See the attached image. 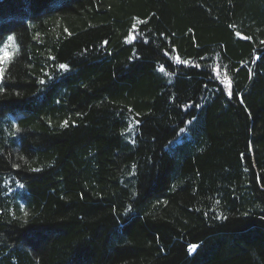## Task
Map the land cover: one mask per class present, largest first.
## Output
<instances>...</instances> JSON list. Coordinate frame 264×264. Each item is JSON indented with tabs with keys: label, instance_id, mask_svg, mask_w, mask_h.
I'll use <instances>...</instances> for the list:
<instances>
[{
	"label": "trees",
	"instance_id": "obj_1",
	"mask_svg": "<svg viewBox=\"0 0 264 264\" xmlns=\"http://www.w3.org/2000/svg\"><path fill=\"white\" fill-rule=\"evenodd\" d=\"M6 40L0 264H264V0H0Z\"/></svg>",
	"mask_w": 264,
	"mask_h": 264
},
{
	"label": "rangeland",
	"instance_id": "obj_2",
	"mask_svg": "<svg viewBox=\"0 0 264 264\" xmlns=\"http://www.w3.org/2000/svg\"><path fill=\"white\" fill-rule=\"evenodd\" d=\"M12 51V46L9 42V40L4 41V43L1 44L0 47V73L2 72L3 68L5 67L6 63L8 62V57L10 55ZM131 128V127H130ZM130 128H128V131L131 132L132 130H130ZM15 203L20 204V206H22V202L20 200L19 196H16L14 198ZM195 248H191L190 250L193 251Z\"/></svg>",
	"mask_w": 264,
	"mask_h": 264
},
{
	"label": "snow or ice",
	"instance_id": "obj_3",
	"mask_svg": "<svg viewBox=\"0 0 264 264\" xmlns=\"http://www.w3.org/2000/svg\"><path fill=\"white\" fill-rule=\"evenodd\" d=\"M58 67H59L60 69H66V68H67V65H65V64H60ZM192 247L195 248V245H193Z\"/></svg>",
	"mask_w": 264,
	"mask_h": 264
},
{
	"label": "bare ground",
	"instance_id": "obj_4",
	"mask_svg": "<svg viewBox=\"0 0 264 264\" xmlns=\"http://www.w3.org/2000/svg\"><path fill=\"white\" fill-rule=\"evenodd\" d=\"M139 34V33H138ZM3 36V35H2ZM129 47V46H128ZM132 50V49H131ZM172 72V71H171ZM49 76V75H48ZM168 79V78H167ZM189 109V108H188ZM195 111V110H194ZM193 114V113H192ZM124 135V134H123ZM173 142V141H172ZM176 146V145H175Z\"/></svg>",
	"mask_w": 264,
	"mask_h": 264
}]
</instances>
